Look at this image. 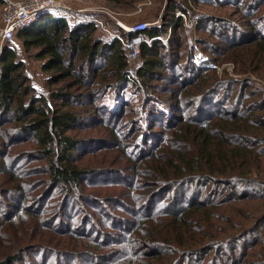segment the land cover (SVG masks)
Here are the masks:
<instances>
[{
    "label": "rangeland",
    "instance_id": "374dc122",
    "mask_svg": "<svg viewBox=\"0 0 264 264\" xmlns=\"http://www.w3.org/2000/svg\"><path fill=\"white\" fill-rule=\"evenodd\" d=\"M57 3L64 8L47 12L69 25L93 23L90 38L98 52L91 64L52 83L57 73L45 70L36 49H25L16 34L0 40V52L12 46L34 96L45 100V112L72 113L67 134L77 140L72 154L85 177L77 186L54 184L50 160L59 147L44 152L29 122L1 112L0 264L12 253L18 259L6 264H125L120 249L142 264H263L264 44L257 42L264 38V0ZM2 15L0 4V25ZM140 23L159 29L162 46L163 66L147 77L139 72L146 66L140 44L150 39L126 29ZM124 32L132 34L136 50ZM114 39L124 48L127 84L111 63ZM235 113L243 117L239 130L229 120ZM180 124L211 125L215 133L210 147L216 153L205 154L213 157L206 174L214 178L188 181L182 200L198 194L206 208L192 211L187 223L166 219L173 190L148 175L163 164L164 151L187 150L184 137L174 139ZM236 142L248 147L245 157L229 152ZM222 148L229 149L220 158ZM165 227L181 242L165 241ZM151 231L161 232L165 249L151 245ZM155 252L159 257H150Z\"/></svg>",
    "mask_w": 264,
    "mask_h": 264
},
{
    "label": "trees",
    "instance_id": "16d2710c",
    "mask_svg": "<svg viewBox=\"0 0 264 264\" xmlns=\"http://www.w3.org/2000/svg\"><path fill=\"white\" fill-rule=\"evenodd\" d=\"M108 1L120 4L127 0ZM0 4H2L1 0ZM171 20L172 24L168 23L170 28L174 27L176 19L174 17ZM92 30L93 23L85 21L76 23L75 25H69L63 16L45 12L18 27L16 36L21 39L25 49L33 47L36 49V56L44 59L42 66L45 70H53L57 73L52 76L53 81L51 80V82L53 83L72 76L74 74L73 68H81L84 65L91 64L95 60L98 45L94 44L90 38ZM124 34L126 33L124 32ZM141 35L150 39L148 43L142 42L140 44V53L142 56H146L144 59L146 66H143L139 72L147 77V74H153L163 66V54L160 52L162 46H160L159 41L160 31L156 26L146 27L141 31ZM126 36V40L133 38L130 33H127ZM257 44L263 45L264 38L259 40ZM110 46L111 50H113L111 63L114 66L117 78L127 84L129 83V78L126 77V72H124L126 66V62H124L126 60L124 48H122L119 39H114ZM12 49V46L6 45L0 52V114L1 112H11L18 120L29 122L26 126L33 129L35 142L38 146L43 147L44 152L51 153L56 147H59L54 160H50L52 162L50 163V167H52V181L56 185L59 183L60 185L77 186L80 179H83L85 176L83 169L79 168L76 164L77 162L79 163V158H75V154H72L77 140L67 134L70 123L74 120V116L68 109L61 111V113L52 112L49 114L45 112L48 111L45 100L34 96V88L28 83V78L21 70L22 63L16 59V54ZM253 53L256 54L255 51ZM76 58L83 65L76 66ZM254 59H256L255 56L253 57ZM155 68L157 69L155 70ZM63 96L64 94H61L60 97ZM240 118L243 117L235 113L229 119L234 122V125L237 124V127L234 126V129L239 130ZM179 123L181 122L177 124ZM177 124H174V126ZM213 132L211 125L207 127H200L198 125L191 129L189 126L180 124V127L173 133L174 139L184 137L183 140L187 144V150L184 149V151L178 152L177 155H173L174 153L170 155L164 151L165 146L162 147L161 150L164 151L163 164L160 165L158 170L152 171V175H148L154 180H158L155 182L156 186L163 185L165 189L173 190L166 202L169 205L168 217L166 219L169 218L170 220L174 219V222L187 223L193 219L194 214L191 213L192 211H199L206 208V204L200 200L198 194L195 195V192L193 194L195 196L189 198L185 204L182 203V200L185 197V192L189 190L184 188L188 181L194 180L198 183V181H210L214 178V176H208L206 174V167L213 165V157L205 155L206 151L211 154L216 153V148L210 147V140L213 134H215ZM219 135L221 136L220 133ZM171 137L173 138V136ZM219 144L222 146L225 145L222 141ZM236 144L232 148L236 149V151L229 150V152L232 154L237 152V154L245 157L244 154H246L248 149L246 144L239 142H236ZM228 149L222 148V150H219L220 158L223 157L224 151ZM155 158L158 163H161L159 162V155H156ZM204 160L205 163L203 164L202 161ZM199 164L202 165L199 166ZM192 165H196V167L191 169L190 166ZM196 168L198 174L193 177L192 173ZM227 175L221 177H226ZM201 183H204V181ZM220 183L226 182L222 181ZM227 183L231 184L233 182L228 181ZM18 192L23 191L20 190ZM180 213L181 215H179ZM180 216L181 218H179ZM148 235L152 246L159 249V251L165 249L164 247L166 245L161 241V232L154 233L151 231ZM163 235H166L167 238L164 240L167 242H181V238L176 234H171L168 227L164 228ZM178 235H183V231L179 230ZM126 244H128V241ZM126 246L128 248V245ZM173 247L174 244L167 245L166 251L172 250ZM159 254L160 252H155L150 254V257L156 258L159 257ZM118 255L120 256V261L125 262V264H142L141 258H137L133 254H128V252H121V249ZM260 255L264 261V254L261 253ZM6 259L14 263L18 259V256L12 253ZM6 259H3L1 263H8V261L4 262ZM148 264L157 263L152 261ZM161 264L167 263L161 262Z\"/></svg>",
    "mask_w": 264,
    "mask_h": 264
},
{
    "label": "built area",
    "instance_id": "2783aa9c",
    "mask_svg": "<svg viewBox=\"0 0 264 264\" xmlns=\"http://www.w3.org/2000/svg\"><path fill=\"white\" fill-rule=\"evenodd\" d=\"M1 2L3 6V15L0 25L1 41L12 40L18 27L33 20L40 15V13L47 11L55 12L64 8L63 5L57 3V0H1ZM146 27L147 23H140L133 28L126 29L141 32ZM138 40H140V38ZM132 41L134 40L130 39L128 41V47L130 50H136L135 47L137 46L135 43L133 44Z\"/></svg>",
    "mask_w": 264,
    "mask_h": 264
}]
</instances>
